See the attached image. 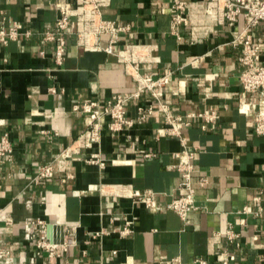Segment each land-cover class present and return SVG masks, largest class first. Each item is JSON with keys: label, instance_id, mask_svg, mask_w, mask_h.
Listing matches in <instances>:
<instances>
[{"label": "crops", "instance_id": "crops-1", "mask_svg": "<svg viewBox=\"0 0 264 264\" xmlns=\"http://www.w3.org/2000/svg\"><path fill=\"white\" fill-rule=\"evenodd\" d=\"M58 1L72 0H0V23L23 26L16 40L0 44V135L13 148L0 165V248L10 252L0 264H195L199 258L221 264L226 249L239 263L264 264V214L238 213L255 209L258 191L264 203V135L255 134L250 109L257 96L242 90V46L231 43L245 29L243 16L221 22L207 12L206 0H110L102 18L128 25L113 51L149 46L155 58L142 67L169 81L155 90L158 98L145 92L127 103L132 126L112 134L105 123L97 143L66 155L89 125L72 105L131 92L136 81L116 56L84 49L75 35L67 36L62 65H54L53 43L43 32L58 16ZM176 1L185 2L187 17L178 37L170 26ZM250 33L264 65V22ZM107 40L102 35L101 45ZM161 104L172 115L194 114L179 135L169 132ZM149 106L153 113L139 119ZM211 112L216 118L205 121L202 115ZM183 148L195 152L197 206L184 220L165 208L181 193L174 165ZM45 164L53 176L38 179ZM118 185L151 190L159 208L118 193ZM37 219L47 227L35 233L57 243L65 237L66 250L37 254L27 239ZM126 224L132 231L120 236ZM229 224L239 247L225 236Z\"/></svg>", "mask_w": 264, "mask_h": 264}, {"label": "built area", "instance_id": "built-area-1", "mask_svg": "<svg viewBox=\"0 0 264 264\" xmlns=\"http://www.w3.org/2000/svg\"><path fill=\"white\" fill-rule=\"evenodd\" d=\"M207 12L216 19L236 22L239 16H243L245 20V29L235 39L232 44H240L242 46L238 61L241 64L240 83L243 92L250 97L256 94L257 101L250 103V109L254 115L253 129L255 134L264 135V65L259 64L261 47L253 42L250 30L257 26L260 22H264V0H206ZM110 0H72L58 1L55 8L58 16L54 23L43 32V39L53 43V61L54 65L59 67L65 59L67 36L75 35L76 43L88 51H103L108 55H114L125 66L127 74L136 81V88L131 92L116 93L111 95L106 101L100 102L83 101L74 103L72 110L82 112L89 119L88 127L78 136L74 147L66 152V155L80 149L91 147L100 140V133L107 123L108 130L112 134H117L124 127L132 126L133 121L125 116V106L130 100L138 98L141 93L150 92L156 99V89L164 86L169 81V76L163 75L153 78L150 71L146 69L150 66V58L152 49L149 46L132 45L127 46L123 50L113 51L112 45L117 41L118 34L126 31L128 25H122L115 20L102 18V8L109 4ZM171 16V32L178 37L179 27L187 24L185 14V2L176 1L172 6ZM23 26L18 20L8 21L7 25L0 23V44L6 45L11 40H16L21 35ZM25 35L29 31H25ZM106 35L107 43L101 45L100 37ZM43 53V52H41ZM146 68H143V65ZM53 92L54 88H50ZM161 112L164 114L165 121L169 126L171 134L179 135V129L188 124V119L194 114H188L186 118L179 115H172L167 112L165 105H160ZM153 113V108L149 106L139 119ZM205 121H212L216 118L215 112L202 115ZM12 144L5 135H0V165L12 158ZM96 155V154H95ZM145 156L150 154L144 153ZM93 157V156H92ZM177 163L174 167L180 172L181 181L178 188L180 195L173 197L166 205V209H171L178 214L181 219H185L187 214L195 210L194 189L192 187V171L194 167L195 152H191L183 148L175 153ZM97 158V155H96ZM102 165L103 163L100 162ZM54 170L50 164L41 166L37 172V178H50L53 176ZM206 178H202L200 184H204ZM118 193H122L130 198H136L144 206L152 211L159 208V203L155 199V194L151 190L140 192L132 190L127 185H118L114 187ZM262 191H258L253 196V201L257 204L255 209L250 210L247 206H243L238 213L241 215L259 216L264 214ZM32 227V228H31ZM47 224L41 219L31 221L28 225L29 232L27 239L32 241L36 247L37 254L42 251L48 253V257L57 255L56 251H64L67 248L68 241L64 237L62 242H52L46 237L38 236L35 229H46ZM131 227L126 224L120 231V236L131 233ZM227 240L239 247L237 242L238 233L233 229L231 224L224 231ZM95 236V235H94ZM9 250L0 248V259H4L9 255ZM10 264V263H7ZM195 264H208L204 259H196ZM221 264H242L237 262L236 255L229 249L224 250Z\"/></svg>", "mask_w": 264, "mask_h": 264}]
</instances>
